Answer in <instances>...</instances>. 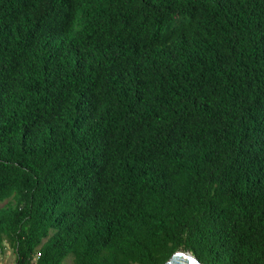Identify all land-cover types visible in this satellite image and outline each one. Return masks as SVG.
I'll return each mask as SVG.
<instances>
[{
    "label": "trees",
    "instance_id": "1",
    "mask_svg": "<svg viewBox=\"0 0 264 264\" xmlns=\"http://www.w3.org/2000/svg\"><path fill=\"white\" fill-rule=\"evenodd\" d=\"M1 202L13 264H264V0H0Z\"/></svg>",
    "mask_w": 264,
    "mask_h": 264
},
{
    "label": "water",
    "instance_id": "2",
    "mask_svg": "<svg viewBox=\"0 0 264 264\" xmlns=\"http://www.w3.org/2000/svg\"><path fill=\"white\" fill-rule=\"evenodd\" d=\"M163 264H204L187 250H176Z\"/></svg>",
    "mask_w": 264,
    "mask_h": 264
},
{
    "label": "rangeland",
    "instance_id": "3",
    "mask_svg": "<svg viewBox=\"0 0 264 264\" xmlns=\"http://www.w3.org/2000/svg\"><path fill=\"white\" fill-rule=\"evenodd\" d=\"M3 202L0 203V205ZM15 262V253L12 246L6 241L0 247V264H13Z\"/></svg>",
    "mask_w": 264,
    "mask_h": 264
}]
</instances>
